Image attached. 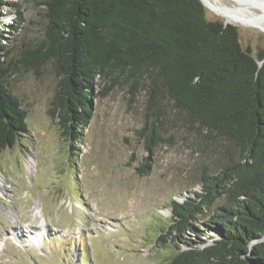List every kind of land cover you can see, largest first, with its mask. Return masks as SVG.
Instances as JSON below:
<instances>
[{
	"label": "rangeland",
	"instance_id": "obj_1",
	"mask_svg": "<svg viewBox=\"0 0 264 264\" xmlns=\"http://www.w3.org/2000/svg\"><path fill=\"white\" fill-rule=\"evenodd\" d=\"M217 1L264 18V0ZM205 7L209 20H227ZM46 24L44 7L34 0H0V66L27 110L29 128L0 153L6 188L0 194V264H166L175 249L172 240L159 242V233L171 222V202L201 191L203 176L238 159L239 149L191 124L163 87L152 99L155 86L147 76L134 99L131 79L121 77L103 96L110 81L98 78L88 123L74 130L81 141L72 139L51 114L59 82L54 63L37 70L20 62L26 44L44 41ZM234 25L245 48L264 49V29ZM159 111L167 141L143 174L148 153L138 131ZM185 238L211 241L191 232Z\"/></svg>",
	"mask_w": 264,
	"mask_h": 264
},
{
	"label": "trees",
	"instance_id": "obj_2",
	"mask_svg": "<svg viewBox=\"0 0 264 264\" xmlns=\"http://www.w3.org/2000/svg\"><path fill=\"white\" fill-rule=\"evenodd\" d=\"M34 1L45 9V39L26 44L20 62L37 70L54 63L59 82L51 114L65 134L81 141L74 130L88 123L98 78L110 81L103 96L121 77L131 79L134 99L147 76L155 86L152 99L163 87L191 124L239 149L238 159L203 176L201 191L171 202V222L159 233V242L172 240L175 249L166 264H264V241L251 246L264 235V49L254 53L236 25L209 20L202 0ZM7 73L0 66V153L29 131ZM162 124L155 112L138 131L148 153L143 174L167 141ZM187 232L211 241L188 240Z\"/></svg>",
	"mask_w": 264,
	"mask_h": 264
},
{
	"label": "bare ground",
	"instance_id": "obj_3",
	"mask_svg": "<svg viewBox=\"0 0 264 264\" xmlns=\"http://www.w3.org/2000/svg\"><path fill=\"white\" fill-rule=\"evenodd\" d=\"M203 1L205 2V5H207L216 14L226 17L228 21L234 24L250 26L256 29H264L263 15L260 16L248 15L241 8L223 6L219 4L217 0H203ZM238 1L242 2L243 0H238ZM3 182L4 181L0 178V194L4 193L6 189L4 187ZM40 229L42 230L37 231V233L34 235L35 238L39 237L42 234L43 228Z\"/></svg>",
	"mask_w": 264,
	"mask_h": 264
},
{
	"label": "water",
	"instance_id": "obj_4",
	"mask_svg": "<svg viewBox=\"0 0 264 264\" xmlns=\"http://www.w3.org/2000/svg\"><path fill=\"white\" fill-rule=\"evenodd\" d=\"M202 2L204 3V5H205V2L202 0ZM224 23H231L230 21H228V20H225V22ZM264 63V59L263 60H260L259 61V65L260 66H262V64ZM259 241H264V235L261 237V238H259V239H255L252 243H251V246H253L255 243H257V242H259Z\"/></svg>",
	"mask_w": 264,
	"mask_h": 264
}]
</instances>
